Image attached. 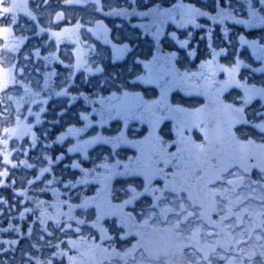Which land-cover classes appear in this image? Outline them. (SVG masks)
Returning a JSON list of instances; mask_svg holds the SVG:
<instances>
[{"label":"snow or ice","instance_id":"obj_1","mask_svg":"<svg viewBox=\"0 0 264 264\" xmlns=\"http://www.w3.org/2000/svg\"><path fill=\"white\" fill-rule=\"evenodd\" d=\"M0 264H264V0H0Z\"/></svg>","mask_w":264,"mask_h":264},{"label":"rangeland","instance_id":"obj_2","mask_svg":"<svg viewBox=\"0 0 264 264\" xmlns=\"http://www.w3.org/2000/svg\"><path fill=\"white\" fill-rule=\"evenodd\" d=\"M106 23H108V22H106ZM109 26L111 27L110 24H109ZM252 34H254V33H252ZM102 42H103L102 39L101 40H96L95 38L92 41H90V43H96L98 45V49L101 50V51H103L105 47L104 48H101V46H103L102 45ZM106 47H109L110 48V46H106ZM61 58H63V57H61ZM54 67H55L56 71H58V72L63 73L65 71L64 68H63V66L62 65H59L58 63L56 65H54ZM53 79H55V77H53Z\"/></svg>","mask_w":264,"mask_h":264},{"label":"trees","instance_id":"obj_3","mask_svg":"<svg viewBox=\"0 0 264 264\" xmlns=\"http://www.w3.org/2000/svg\"><path fill=\"white\" fill-rule=\"evenodd\" d=\"M105 22H108V21H105ZM201 22H204V21H201ZM117 23H119V21H117ZM229 26H231V25H229ZM246 31H248V32H250V33H254L253 35H255V34H257L259 31H260V29H248V30H246ZM103 41V40H102ZM102 45L103 46H101V48H104V47H106L105 45H104V43L102 42ZM201 46H203V45H201ZM93 59H94V56L92 57ZM114 126V125H113ZM73 158H75V157H73ZM67 162V161H66ZM30 195H31V193H29ZM51 197V194H49V196L47 197V198H50ZM16 222L17 223H20V221H19V218L17 217V219H16Z\"/></svg>","mask_w":264,"mask_h":264}]
</instances>
